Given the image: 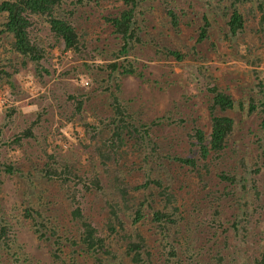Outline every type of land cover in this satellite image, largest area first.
<instances>
[{
  "label": "rangeland",
  "instance_id": "374dc122",
  "mask_svg": "<svg viewBox=\"0 0 264 264\" xmlns=\"http://www.w3.org/2000/svg\"><path fill=\"white\" fill-rule=\"evenodd\" d=\"M248 5L240 7L245 25L239 38L233 42L225 38L229 29L220 15L209 19L206 39L198 43L202 16L209 14L206 0H144L145 10L137 18L141 43L121 59L112 56L121 51V37L104 20L120 13L121 0H62L55 7L54 16L77 29L79 51L65 50L62 41L52 36L45 16H29L31 43L42 54L38 63L16 51L12 34L0 33V99L14 91L15 103L7 107L14 106L18 114L9 122L3 108L0 142L13 141L23 128L36 137H22L18 145L1 147L0 162L12 164L13 172L0 169V225L9 232L8 240L0 237V264H95L84 252L76 209L92 222L108 248L118 252L122 264L134 263L129 237L136 239L135 234L144 236L150 247L145 264H253L261 258L264 14L262 24V13L255 4L250 10ZM166 7L179 15L177 28L169 23ZM151 39L160 47L183 51L187 58L180 62L166 58L167 50L158 52ZM192 47L195 54L189 51ZM248 49L251 54L244 60ZM255 51L259 61L250 64ZM115 63L119 66L111 72L108 66ZM30 74L37 88L23 92L21 84ZM80 76L90 81L88 89L81 87ZM212 89L233 100L234 109H217L215 115L232 118L235 127L229 157H221L209 173L198 175L175 158L199 160L196 139H188L187 134L195 128L209 138ZM111 93L116 104H111ZM73 98L82 103L80 113ZM117 103L126 115L116 113ZM112 119V129L122 131L123 141L114 143L109 159H100L82 124ZM172 120L183 122L170 125ZM131 126L142 133L133 132ZM111 131L108 127L101 134ZM147 143L156 146L148 159ZM232 151L239 157L257 156L260 162V169L251 173L249 169L245 185L218 178L221 172L227 178L241 174L236 166L242 161ZM47 155L55 156L60 166L70 167L72 175L82 180L97 177L100 190L45 177L41 169L49 163ZM175 209L179 224L160 228L154 215ZM165 243L176 248L174 258L161 254Z\"/></svg>",
  "mask_w": 264,
  "mask_h": 264
},
{
  "label": "trees",
  "instance_id": "16d2710c",
  "mask_svg": "<svg viewBox=\"0 0 264 264\" xmlns=\"http://www.w3.org/2000/svg\"><path fill=\"white\" fill-rule=\"evenodd\" d=\"M62 0H1L0 1V33L2 31L10 33L15 38V49L16 51L21 54L22 56L28 57L32 62L38 63L42 59V54L38 50L36 44H32L29 35L30 29V19L29 16L32 15H39L45 16L47 18V23L50 27L52 36L59 40L64 44L65 50H75L79 51V44L80 39L78 38L77 29L69 24L68 22L61 20L57 16H54L55 7H57ZM123 3V7L120 8V13L117 16L109 15L108 17L104 18L105 22L110 24L114 30V33L121 37L122 47L121 51L118 53H113L114 59H121L122 57H128L131 55L133 50L136 47L137 43H141V39L139 36V22L137 20L138 16L142 15V2L144 0H121ZM213 2L216 6H214ZM206 4L210 7L209 14H203L202 19L204 21L203 25L199 30V39L198 43L202 42L206 39V34L210 27L209 19L211 17L216 18L218 16H222L223 21L227 25L229 32L225 34V38L229 42H233L234 39L239 38V35L244 32V23L245 20L243 18L242 12L240 7L246 4H249L247 8L250 10V6L255 4L256 10L262 13V24H263V14H264V2L262 0H206ZM219 5V6H218ZM167 16L169 17V23L174 24L175 28H177L176 24L179 21L176 12L169 7H166ZM219 10V12H215ZM253 10V9H252ZM251 10V12H252ZM249 12V11H248ZM182 13V12H181ZM1 26L3 27L1 30ZM150 43L152 46H157L158 52L160 49L164 48L167 50L165 57L170 58L174 57L177 61H183L187 58V55L178 49L172 50L168 47H160L156 40L151 39ZM190 52L196 53L195 47L189 48ZM251 50L248 49L246 55L243 57L244 60H247V56L251 54ZM256 56L250 62V64L257 63L259 61V52L255 51ZM117 63L108 66V69L113 72L117 70ZM114 76L112 75V80H114ZM261 85V84H260ZM117 87V85H115ZM22 90V89H21ZM10 96L12 97L9 99L10 103L8 105L13 104L15 101V97L13 96L12 90H10ZM23 91V90H22ZM107 91H110L108 88ZM213 93L215 94V98L213 99L212 105V130L210 133L209 138H207L205 132H202L198 129H193L194 132L188 133V139H196L197 146L199 148L200 158L199 160L186 157V158H175L176 161L184 164L187 169L192 173H197L201 175V173H209L211 168L210 166L218 161L221 157L228 158V147H229V138L232 135V131L235 127V122L232 118L226 116H217L215 115V111L217 109L221 110H229L234 109L235 105L231 98L224 94H219L215 89H212ZM24 92V91H23ZM113 102L111 104H116V97L111 93ZM76 113L81 112L82 103L80 100H75L73 98ZM7 105V106H8ZM6 106L5 118L12 122V119L15 116H18L17 110L15 107L8 108ZM243 108V107H242ZM4 109V110H5ZM116 113H120L122 115H126L125 111H120V107L117 103V108L115 109ZM40 115V114H39ZM38 115V117H39ZM73 115L68 119L69 121L73 119ZM39 120V118L37 119ZM82 120V118H80ZM111 121L108 120H100L97 125H90L88 122H83L82 126L85 127V137L93 143L94 149L97 152L100 159H109L110 155L113 154L112 150H114V143H121L119 137L121 136L122 131L118 128H113L111 126ZM122 123L124 122V117H122ZM182 120L178 121H170V125H179L182 123ZM179 123V124H177ZM110 127L112 130L107 136H103L101 134V130ZM133 132L142 133V131L137 130L133 126H131ZM143 132H147L144 127H142ZM28 131V132H27ZM95 132V133H94ZM22 133V134H21ZM2 131H0V135ZM195 135L192 136V135ZM33 137V132L31 129H25L18 134H16L17 138H14L11 142H0V151L2 146H9L10 145H18L20 144L22 137ZM147 136V135H146ZM33 138H36L35 136ZM145 139V137H144ZM144 142V140H141ZM144 145V144H143ZM147 149L146 158H152L155 154L156 146H151L147 143L144 145ZM107 149V150H106ZM45 154L46 152L43 151ZM233 157L237 158V160L242 161L238 164V167L241 170V174L235 173L232 178H227L221 172L218 175L219 180L221 181H233L236 180L237 183H242L245 185V181L247 180V174L250 169V173L254 172L253 168H261L260 162H256V157H248L242 156L239 157L234 151ZM48 164L45 165L43 169H41V173L45 175V177H49L55 181H70L73 180L76 185L82 184V187L86 190H100L99 180L97 177L93 179L86 178L82 180L77 175H72L70 167L63 165L60 166L58 162L55 161V156L47 155L46 156ZM254 159L255 162H251L250 160ZM202 163V164H200ZM253 164V165H252ZM107 166V163L104 164V168ZM6 168L8 172H13V165L7 164L6 162H0V169ZM94 168V167H93ZM61 170V171H60ZM188 171V172H189ZM189 172V173H190ZM191 174V173H190ZM83 178V177H82ZM150 182V179L147 180ZM65 184V182H64ZM147 185V183L145 184ZM73 203H75L74 197H71ZM74 218L79 224V231L84 234V237L81 239L82 243L85 244L84 252L89 255L92 259H94L95 264H122L120 261V257L117 251L108 248L109 246L106 245V240L102 238L99 232L95 229L94 225L89 219L83 217L81 211L76 209L74 212ZM141 213V214H140ZM138 216H143L142 212H137ZM154 220L157 222L158 226L161 228L168 225L170 227H176L179 222L181 221L180 216L178 215V210H170V212L162 211L158 212L154 215ZM183 220V218H182ZM168 226V227H169ZM9 232H6V229L0 225V237L2 239L8 240ZM136 239L133 237H129V241L133 248V257L134 263L132 264H145L144 257H149L151 255L149 246L147 245L145 237L141 234H135ZM144 237V238H143ZM75 243L74 241H71ZM176 248L168 246V243H165L161 254L167 255L166 258L172 259L176 256L175 253ZM103 256L104 258H101ZM253 264H264V254H262L261 258H258L254 261Z\"/></svg>",
  "mask_w": 264,
  "mask_h": 264
},
{
  "label": "built area",
  "instance_id": "2783aa9c",
  "mask_svg": "<svg viewBox=\"0 0 264 264\" xmlns=\"http://www.w3.org/2000/svg\"><path fill=\"white\" fill-rule=\"evenodd\" d=\"M54 64L56 65V67L58 69V67H59V60H58V58H56L54 60ZM79 83H80L81 87H83V88H88L89 85H90L89 80L86 79V78H84V77H82V76L79 77ZM35 86L36 85H35V82H34V79L33 78L28 77L25 80L24 88L26 90H29V91L32 92L33 90H35L37 88ZM10 98H11V96L6 94V98L4 100H1L0 99V111H3V108H5L10 103V101H9Z\"/></svg>",
  "mask_w": 264,
  "mask_h": 264
},
{
  "label": "clouds",
  "instance_id": "9594fccd",
  "mask_svg": "<svg viewBox=\"0 0 264 264\" xmlns=\"http://www.w3.org/2000/svg\"><path fill=\"white\" fill-rule=\"evenodd\" d=\"M66 51H71V50H66ZM66 51H65V52H66ZM56 58H58V60H59V57H56ZM56 58H55V59H56ZM59 63H60V60H59ZM56 69H57V68H56ZM58 69H59V68H58ZM58 69H57V70H58ZM28 77H31V78H33V79L35 80L34 76L31 75V74H30L29 76H27V77L25 78V80H26ZM36 81H37V80H36ZM37 82H38V81H37ZM89 82H90V81H89ZM24 83H25V81L23 82V84H21V86H22V88H23V91H24V92H25V91L28 92L29 90H26V89L24 88ZM90 84H91V83H90ZM19 85H20V84H19ZM35 87H37V86H35ZM89 87H90V85H89ZM89 87H88V88H89ZM88 88H85V89H88ZM1 92H2V91L0 90V93H1ZM10 92H11V91H10ZM4 94H5V93H4ZM6 94H7V95H10L9 93H6ZM6 94H5V95H6ZM0 95H2V94H0ZM11 98H12V97H11ZM11 98H10V99H11ZM11 100H12V99H11ZM14 103H15V102H14ZM2 112H3V111H0V113H2Z\"/></svg>",
  "mask_w": 264,
  "mask_h": 264
}]
</instances>
